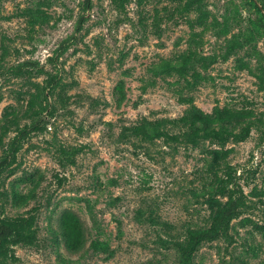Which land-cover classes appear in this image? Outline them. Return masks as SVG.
<instances>
[{
	"label": "rangeland",
	"instance_id": "rangeland-1",
	"mask_svg": "<svg viewBox=\"0 0 264 264\" xmlns=\"http://www.w3.org/2000/svg\"><path fill=\"white\" fill-rule=\"evenodd\" d=\"M257 1L0 0V264H264Z\"/></svg>",
	"mask_w": 264,
	"mask_h": 264
},
{
	"label": "trees",
	"instance_id": "trees-1",
	"mask_svg": "<svg viewBox=\"0 0 264 264\" xmlns=\"http://www.w3.org/2000/svg\"><path fill=\"white\" fill-rule=\"evenodd\" d=\"M252 2L262 12L261 7L258 5V1L257 0H252ZM263 16H264V14H263ZM235 202L236 201H233L231 207L229 209H227L224 212V214L222 215L221 222H220L221 225H223V224L225 226L227 225L225 223H226L227 219L229 218V216L231 215V213H232V211L234 209ZM208 235H209L208 231H205V232L204 231H199L194 236V240H195V242H198L200 240V238L208 236ZM14 237H15V230L12 228V226L10 224H8V223H1L0 222V245H1V243H3L4 240H6L8 238H14ZM189 261H190V256L187 254V257H186L185 261L183 262V264H190Z\"/></svg>",
	"mask_w": 264,
	"mask_h": 264
}]
</instances>
